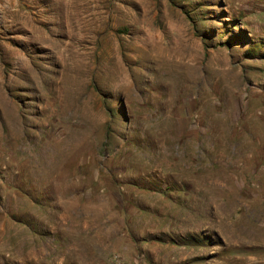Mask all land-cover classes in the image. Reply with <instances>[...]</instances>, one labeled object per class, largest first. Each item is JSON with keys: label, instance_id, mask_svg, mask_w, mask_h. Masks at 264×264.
Instances as JSON below:
<instances>
[{"label": "rangeland", "instance_id": "1", "mask_svg": "<svg viewBox=\"0 0 264 264\" xmlns=\"http://www.w3.org/2000/svg\"><path fill=\"white\" fill-rule=\"evenodd\" d=\"M0 264H264V0H0Z\"/></svg>", "mask_w": 264, "mask_h": 264}]
</instances>
